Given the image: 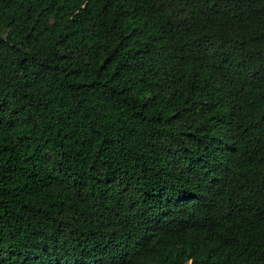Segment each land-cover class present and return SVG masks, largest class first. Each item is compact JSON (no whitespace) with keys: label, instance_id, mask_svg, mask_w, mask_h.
Here are the masks:
<instances>
[{"label":"trees","instance_id":"16d2710c","mask_svg":"<svg viewBox=\"0 0 264 264\" xmlns=\"http://www.w3.org/2000/svg\"><path fill=\"white\" fill-rule=\"evenodd\" d=\"M0 264H264V0H0Z\"/></svg>","mask_w":264,"mask_h":264}]
</instances>
